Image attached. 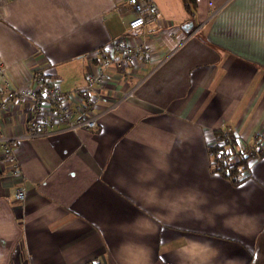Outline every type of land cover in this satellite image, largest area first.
Returning <instances> with one entry per match:
<instances>
[{
  "label": "crops",
  "instance_id": "crops-1",
  "mask_svg": "<svg viewBox=\"0 0 264 264\" xmlns=\"http://www.w3.org/2000/svg\"><path fill=\"white\" fill-rule=\"evenodd\" d=\"M151 1L129 30L126 0H0L12 86L38 69L68 95L102 68L110 88L94 128L15 141L16 169L0 145V264H264V0ZM117 38L133 62L101 58ZM28 111L0 110V135ZM215 131L262 150L235 186L210 170Z\"/></svg>",
  "mask_w": 264,
  "mask_h": 264
},
{
  "label": "built area",
  "instance_id": "built-area-1",
  "mask_svg": "<svg viewBox=\"0 0 264 264\" xmlns=\"http://www.w3.org/2000/svg\"><path fill=\"white\" fill-rule=\"evenodd\" d=\"M126 1L132 13L131 18L126 21L127 29L136 30L146 21H155L157 8L151 0ZM214 13L215 10H212L208 18ZM115 52L122 55L120 59L123 62H133L139 50L128 47L122 38H117L102 47L100 56L105 59ZM5 68L0 63V110L7 108L10 103L26 102L29 105L24 132L15 136L0 135L1 155L12 168L16 169L18 165V158L11 148L15 141L94 128L97 115L92 109V93L99 89H110L107 84L108 76L102 68L86 74L83 84L73 88L68 95L60 90L56 78L45 75L38 69L31 72L30 84L14 87L8 82ZM126 95L124 93L122 98ZM116 103L117 101L112 102L107 109H113ZM237 145L243 148L238 140ZM23 197L22 189H16L13 199L22 201Z\"/></svg>",
  "mask_w": 264,
  "mask_h": 264
},
{
  "label": "trees",
  "instance_id": "trees-1",
  "mask_svg": "<svg viewBox=\"0 0 264 264\" xmlns=\"http://www.w3.org/2000/svg\"><path fill=\"white\" fill-rule=\"evenodd\" d=\"M181 2L187 15L193 16L195 1L181 0ZM213 141L214 144L207 147L210 170L227 180L232 186L239 184L244 179L247 159L251 156L259 157L262 153L258 146L253 150L246 146L237 147V140L230 131H215Z\"/></svg>",
  "mask_w": 264,
  "mask_h": 264
},
{
  "label": "rangeland",
  "instance_id": "rangeland-1",
  "mask_svg": "<svg viewBox=\"0 0 264 264\" xmlns=\"http://www.w3.org/2000/svg\"><path fill=\"white\" fill-rule=\"evenodd\" d=\"M237 140V139H236Z\"/></svg>",
  "mask_w": 264,
  "mask_h": 264
}]
</instances>
